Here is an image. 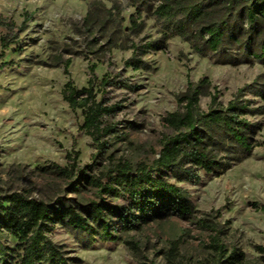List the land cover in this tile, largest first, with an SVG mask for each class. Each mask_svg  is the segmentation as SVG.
Listing matches in <instances>:
<instances>
[{"label":"rangeland","instance_id":"rangeland-1","mask_svg":"<svg viewBox=\"0 0 264 264\" xmlns=\"http://www.w3.org/2000/svg\"><path fill=\"white\" fill-rule=\"evenodd\" d=\"M95 1L101 15L93 35L83 28L93 0H0V17L16 23V41L8 48L0 41V55L4 53L0 58L1 186L29 187L36 197L61 193L83 202L96 199L97 189L92 185L79 193L69 190L68 179L57 165L65 167L75 161L91 174L103 176L118 161L128 160L135 167L152 163L168 131L164 116L178 108L177 97L189 80L208 77L219 89L221 101L227 103L239 88L264 75L261 62L220 63L212 53L196 52L190 40L179 35L168 39L166 49L143 55L147 68L127 66L133 42L144 43L162 34L155 13L159 1ZM115 4L123 10L109 16L106 11ZM132 15L143 26L133 30ZM7 31L0 24V38ZM93 67L98 98L116 105L107 118L116 130L106 137L108 148L100 157H95L96 145L83 129V109L72 108L63 96L69 80L79 88L87 86L93 79ZM107 76L132 88L103 85ZM249 97L256 105H264L260 97ZM209 102V96L202 97V108L207 109ZM251 119L261 123L256 139L263 141L264 114ZM198 172L197 181L168 175L188 191L196 211L191 216L174 212L130 233L121 231L117 218L109 216L124 240L98 239L90 247L60 226L50 237L64 246L71 264H214L213 232L201 223L206 218L222 231L221 238L230 250L244 254L241 264H264V254L258 250V245H264V146L241 155L222 174ZM104 197L111 205L126 203L123 198ZM129 240L136 241L140 249L132 248ZM17 243L9 238L12 246Z\"/></svg>","mask_w":264,"mask_h":264},{"label":"trees","instance_id":"trees-1","mask_svg":"<svg viewBox=\"0 0 264 264\" xmlns=\"http://www.w3.org/2000/svg\"><path fill=\"white\" fill-rule=\"evenodd\" d=\"M154 1H159L155 13L161 21L162 34L144 43L133 42L127 66L147 68L143 55L166 49L173 35L190 40L200 54H214L220 63L264 64V0ZM100 9L93 0L83 21V28L93 35ZM114 10L120 14L123 8L115 4L106 13L113 16ZM131 22L133 30L143 26L133 15ZM0 24L8 30L0 38L1 46L8 48L16 41V23L1 16ZM70 63L68 59L65 64L68 67ZM94 78L93 67V79L87 86L79 88L69 80L63 96L72 108L83 109V129L96 145L95 157H100L108 148L106 137L116 130L107 119L116 105L98 98ZM263 80L264 75L257 76L239 88L227 103L221 101L219 89L208 77L189 80L177 97L178 108L164 116L168 131L163 133L159 155L152 163L142 162L135 167L128 160L118 161L105 169L103 176L91 174L88 167L78 166L75 161L65 167L57 165L60 174L68 179L69 190L79 193L86 185H92L97 189L96 199L83 202L61 193L36 197L29 187L0 185V264H71L72 258L64 246L50 237L57 226L72 231L84 246L90 247L98 239L124 240L109 216L117 218L121 231L130 233L167 214L193 215L196 211L188 191L171 182L168 175L187 181L199 180V169L219 175L241 155L264 146V140L256 139L262 125L251 119L264 114V105H256L249 97L252 94L264 100ZM101 83L132 88L108 76ZM204 96L210 97L207 109L201 106ZM105 195L123 198L126 203L111 205ZM201 223L213 232L210 247L214 264L243 263L244 254L227 247L222 231L212 221L205 218ZM11 237L17 239L16 247L9 244ZM128 242L132 248L140 249L136 241ZM176 249L173 247L175 252ZM258 250L264 254V245H258Z\"/></svg>","mask_w":264,"mask_h":264}]
</instances>
